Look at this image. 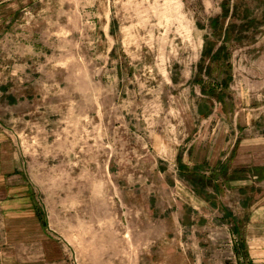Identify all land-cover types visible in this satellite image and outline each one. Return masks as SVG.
Listing matches in <instances>:
<instances>
[{
    "label": "rangeland",
    "instance_id": "374dc122",
    "mask_svg": "<svg viewBox=\"0 0 264 264\" xmlns=\"http://www.w3.org/2000/svg\"><path fill=\"white\" fill-rule=\"evenodd\" d=\"M249 263L264 0H0V264Z\"/></svg>",
    "mask_w": 264,
    "mask_h": 264
},
{
    "label": "trees",
    "instance_id": "16d2710c",
    "mask_svg": "<svg viewBox=\"0 0 264 264\" xmlns=\"http://www.w3.org/2000/svg\"><path fill=\"white\" fill-rule=\"evenodd\" d=\"M218 18V17H217ZM216 19L215 20H213V25H216ZM218 50H219V47L216 49V51L212 54V56L214 55V54H216L217 52H218ZM240 245H241V247L243 246V243H242V241L240 242ZM243 248V247H242ZM249 264H252V263H249Z\"/></svg>",
    "mask_w": 264,
    "mask_h": 264
}]
</instances>
